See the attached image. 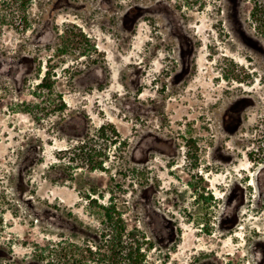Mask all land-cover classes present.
Here are the masks:
<instances>
[{
  "label": "rangeland",
  "instance_id": "1",
  "mask_svg": "<svg viewBox=\"0 0 264 264\" xmlns=\"http://www.w3.org/2000/svg\"><path fill=\"white\" fill-rule=\"evenodd\" d=\"M109 237L264 264V0H0V264Z\"/></svg>",
  "mask_w": 264,
  "mask_h": 264
},
{
  "label": "trees",
  "instance_id": "2",
  "mask_svg": "<svg viewBox=\"0 0 264 264\" xmlns=\"http://www.w3.org/2000/svg\"><path fill=\"white\" fill-rule=\"evenodd\" d=\"M132 235V233H130ZM122 236V232H117V235L115 236L117 239H120ZM129 236V235H128ZM130 237V236H129ZM109 237L106 239V261L110 264H137L136 259L133 257L134 253L129 249V252L125 255L124 258L118 255L116 252V249L118 248L117 240L114 238ZM79 252L83 258H86L88 255H92V250L90 249H84L79 250L76 246H55V249H53V252L55 254V261L50 264H79V262H76L75 260H72V258L75 256V252ZM74 253V254H73ZM42 264H45L42 262ZM48 264V263H46Z\"/></svg>",
  "mask_w": 264,
  "mask_h": 264
},
{
  "label": "flooded vegetation",
  "instance_id": "3",
  "mask_svg": "<svg viewBox=\"0 0 264 264\" xmlns=\"http://www.w3.org/2000/svg\"><path fill=\"white\" fill-rule=\"evenodd\" d=\"M244 98H247V97H244Z\"/></svg>",
  "mask_w": 264,
  "mask_h": 264
},
{
  "label": "water",
  "instance_id": "4",
  "mask_svg": "<svg viewBox=\"0 0 264 264\" xmlns=\"http://www.w3.org/2000/svg\"><path fill=\"white\" fill-rule=\"evenodd\" d=\"M235 221H236V219H235Z\"/></svg>",
  "mask_w": 264,
  "mask_h": 264
}]
</instances>
